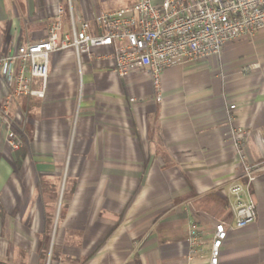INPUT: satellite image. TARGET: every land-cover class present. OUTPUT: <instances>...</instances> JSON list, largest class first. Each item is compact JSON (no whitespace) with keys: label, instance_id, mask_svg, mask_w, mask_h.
<instances>
[{"label":"crops","instance_id":"crops-1","mask_svg":"<svg viewBox=\"0 0 264 264\" xmlns=\"http://www.w3.org/2000/svg\"><path fill=\"white\" fill-rule=\"evenodd\" d=\"M121 1L0 0V43L43 39L58 6L67 30L70 9L93 24ZM110 51L83 54L81 69L54 52L45 97L11 103L23 144L12 151L0 130V264H204L213 222L232 223L228 128L247 130L248 163L264 161V28L165 69L161 101L146 71L119 77ZM250 193L255 220L229 231L220 264H264V171ZM191 224L203 250L192 260Z\"/></svg>","mask_w":264,"mask_h":264},{"label":"built area","instance_id":"built-area-1","mask_svg":"<svg viewBox=\"0 0 264 264\" xmlns=\"http://www.w3.org/2000/svg\"><path fill=\"white\" fill-rule=\"evenodd\" d=\"M63 15V8L58 6L43 39L23 42L16 31L0 43V130L12 151L19 150L23 143L14 129L9 107L17 98L45 97L54 52L72 51L81 69L83 54L90 56L94 48L109 47L114 72L124 77L133 69L146 71L158 92L156 99L161 101L165 69L218 56L228 42L253 36L264 28V0H127L113 10L98 12L93 24L75 21L70 9L67 30ZM234 107L230 105L229 109ZM246 137L247 130L233 126L225 134L240 167L238 178L227 189L233 221L213 222L204 264H220V248L229 231L255 220L250 187L264 171V161H246ZM260 141L264 145L263 133ZM187 233L188 259L192 260L203 253L199 247L202 239L195 224Z\"/></svg>","mask_w":264,"mask_h":264},{"label":"rangeland","instance_id":"rangeland-1","mask_svg":"<svg viewBox=\"0 0 264 264\" xmlns=\"http://www.w3.org/2000/svg\"><path fill=\"white\" fill-rule=\"evenodd\" d=\"M124 1L126 2L127 0H123V2L121 1L119 3V5H124ZM18 109H19V106L17 104L16 105H10V110H11V113H12L13 116H15L14 114H16V112L18 111Z\"/></svg>","mask_w":264,"mask_h":264},{"label":"trees","instance_id":"trees-1","mask_svg":"<svg viewBox=\"0 0 264 264\" xmlns=\"http://www.w3.org/2000/svg\"><path fill=\"white\" fill-rule=\"evenodd\" d=\"M23 151H24V150H20V152H22V153H23Z\"/></svg>","mask_w":264,"mask_h":264}]
</instances>
